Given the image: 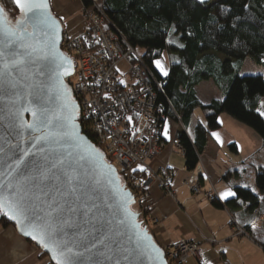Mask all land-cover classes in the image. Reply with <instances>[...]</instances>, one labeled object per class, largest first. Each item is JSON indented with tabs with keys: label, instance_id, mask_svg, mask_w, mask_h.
<instances>
[{
	"label": "water",
	"instance_id": "water-1",
	"mask_svg": "<svg viewBox=\"0 0 264 264\" xmlns=\"http://www.w3.org/2000/svg\"><path fill=\"white\" fill-rule=\"evenodd\" d=\"M32 2L35 16L13 2L20 12L14 24L0 5V24L16 27L21 21L27 29L11 38L0 35V196L11 202L13 192L27 193L55 235L41 239L7 205L0 212L54 264H168L132 210L131 190L82 134L79 107L63 81L73 64L60 49L62 25L49 0ZM13 58L23 63L12 66Z\"/></svg>",
	"mask_w": 264,
	"mask_h": 264
},
{
	"label": "trees",
	"instance_id": "trees-1",
	"mask_svg": "<svg viewBox=\"0 0 264 264\" xmlns=\"http://www.w3.org/2000/svg\"><path fill=\"white\" fill-rule=\"evenodd\" d=\"M78 1L83 10L94 3ZM100 3L105 6L108 30L122 36L138 52L144 67L161 84L156 90V102L162 106L167 122L181 127L175 139L188 171L196 167L211 133L220 129L222 114L248 127L264 141V118L257 112L259 105L264 104V77L238 75V67L246 59L264 67V0H103ZM0 5L6 15L12 11L16 17L20 15L11 0H0ZM157 62L162 68L166 66L167 75L161 72ZM207 81H212L222 98L203 104L196 88ZM196 110L201 112L203 122L192 123ZM190 128L188 136L186 131ZM82 134L103 153L106 142L103 132L90 131L83 123ZM228 150L236 152L235 145H229ZM254 171L257 193L248 187L235 186L233 199L223 205L217 201L213 204L230 210L245 206L247 213H258L264 218V201L258 199L264 195V169L256 167ZM123 173H118L121 182ZM231 176L228 172L222 179L227 181ZM126 185V189L132 187L131 182ZM130 190L136 202L141 198L135 211L141 218L145 214L142 194ZM257 223H261L257 229L264 235V219ZM255 225L240 230L250 236ZM0 227H12L16 231L1 212ZM260 247L264 251V240ZM39 257L46 259L47 264H54L41 251Z\"/></svg>",
	"mask_w": 264,
	"mask_h": 264
},
{
	"label": "crops",
	"instance_id": "crops-1",
	"mask_svg": "<svg viewBox=\"0 0 264 264\" xmlns=\"http://www.w3.org/2000/svg\"><path fill=\"white\" fill-rule=\"evenodd\" d=\"M49 2L63 30L73 36L86 28L78 0ZM257 112L264 118L263 103ZM219 124L220 129L208 137L196 167L188 171L181 153L175 147V134L181 127L173 122L165 123V147L150 166L154 170L161 167L171 170L174 197L168 198L153 183L147 187L146 204L150 206L151 216L158 220L156 224L149 221L147 230L162 250L180 241L197 244L199 256L205 264H264V251L260 247L264 235L262 230L257 229L261 225L257 222L263 221V216L260 218L258 213H247L245 206L231 210L220 208L203 197L204 192L213 189L217 202L223 205L234 195L222 198V194L234 193L235 186L248 187L257 193L254 168L264 169V141L251 129L225 114L220 115ZM231 144L235 145L236 152L228 150ZM228 172L232 176L224 181L222 178ZM190 180L199 183V194H192L183 184ZM258 199L263 202L264 195ZM251 224L255 226L250 229V236L237 235L238 229ZM39 256L40 250L34 244L27 243L12 227H0V264H47V260H40ZM185 264L196 262L189 258Z\"/></svg>",
	"mask_w": 264,
	"mask_h": 264
},
{
	"label": "built area",
	"instance_id": "built-area-1",
	"mask_svg": "<svg viewBox=\"0 0 264 264\" xmlns=\"http://www.w3.org/2000/svg\"><path fill=\"white\" fill-rule=\"evenodd\" d=\"M103 3H93L91 8L81 9V18L86 26L80 34L62 32L61 51L73 64V73L63 79L69 88L79 112L77 122L81 129L103 132L106 135L103 154L119 173L136 167L128 176L132 187L142 194L140 221L147 227L158 223L151 216L146 204L147 187L152 183L168 198L174 197L173 174L165 167L153 169L147 164L157 158L165 147L164 125L167 117L162 106L156 102V90L161 84L144 67L138 52L119 34L110 32ZM124 63L127 74L133 80L123 83L118 67ZM124 75V74H123ZM175 147H181L176 142ZM137 175H133L134 173ZM142 180L141 183H137ZM194 195L200 193L197 181L183 183ZM206 201H217L216 192H204ZM244 232L238 229L237 235ZM167 261L185 264L191 258L196 264H205L199 256L198 245L180 241L164 249Z\"/></svg>",
	"mask_w": 264,
	"mask_h": 264
},
{
	"label": "snow or ice",
	"instance_id": "snow-or-ice-1",
	"mask_svg": "<svg viewBox=\"0 0 264 264\" xmlns=\"http://www.w3.org/2000/svg\"><path fill=\"white\" fill-rule=\"evenodd\" d=\"M13 2L18 7L22 8L25 11V13H32L33 16L36 15V13L33 10L32 0H13ZM201 2H203V0H201ZM29 19H31V17H29ZM21 23H22L21 21H17L16 27H4L2 24H0V35H6L9 38L15 37L17 36V29L26 33L27 32L26 28H20ZM8 42L12 43L13 41L9 39ZM0 56H2V54H0ZM13 56L15 57V53H13ZM20 63H23L22 59L13 58L10 61V64L12 66H15ZM157 66L161 68V72L164 75L168 74L160 66L159 62H157ZM262 115H264V113H262ZM60 126L62 127L63 125H60ZM37 139L45 141V142H55L54 140H50L49 136H41V137H38ZM21 164H22V160H18L16 162L17 168H19ZM233 195H235V193H231V192L224 193L222 194V198H227L228 196H233ZM11 196H12L11 202L9 201L7 197L0 196V209H2L5 205H7L11 211L16 213L17 216L20 217L19 223L22 224L25 228H31L33 231H39L41 233V239L44 238L45 233L48 235L49 238L54 237L55 235L54 226L48 221L44 220L39 215H37L36 209L28 202L27 193H25L24 195H20L18 192H13ZM4 214L8 215L7 212H5ZM10 218L15 219L16 216H13ZM27 234L28 233L25 232V235ZM33 238L35 239L36 237H33ZM68 251H71V249H68Z\"/></svg>",
	"mask_w": 264,
	"mask_h": 264
},
{
	"label": "rangeland",
	"instance_id": "rangeland-1",
	"mask_svg": "<svg viewBox=\"0 0 264 264\" xmlns=\"http://www.w3.org/2000/svg\"><path fill=\"white\" fill-rule=\"evenodd\" d=\"M94 3H100L103 0H92ZM201 1V0H200ZM205 1V0H203ZM80 15H81V10H80ZM8 18H11L13 20H15L14 17L15 16V12H9V15L7 14ZM61 23V21H60ZM63 24V23H62ZM166 66H164V71L166 70L165 68ZM119 72L121 73L119 78L123 83H131L133 80L131 79V77L127 74L128 72V67L124 64L121 63L118 67ZM124 74V75H123ZM238 75L240 76H246V75H262L264 77V67H260L258 65H256L252 60L250 59H246L244 60L241 65H239L238 67ZM196 93L197 96L205 103H207L208 100H210L211 98H216V99H221V92L215 87V85L212 83V81H207V82H203L201 83L197 88H196ZM197 119L199 121L203 122V117L202 114L199 110H196L194 112V116H193V121L192 123L196 122ZM187 135H190V130L186 131ZM103 147H105V145H103ZM106 162H109L107 158H105ZM153 161V160H152ZM151 160H149L147 162L148 165H150L152 163ZM136 167H131L129 170H122L124 171V173L122 174L123 176V181L124 183L127 185L130 184V182L132 180H129V174L135 170ZM128 181V182H125ZM132 183V182H131ZM131 186V185H130ZM140 197H138L137 202L135 201V205L132 207V210L135 212L137 211V207L139 206V201H140Z\"/></svg>",
	"mask_w": 264,
	"mask_h": 264
},
{
	"label": "flooded vegetation",
	"instance_id": "flooded-vegetation-1",
	"mask_svg": "<svg viewBox=\"0 0 264 264\" xmlns=\"http://www.w3.org/2000/svg\"><path fill=\"white\" fill-rule=\"evenodd\" d=\"M20 16H17L15 18V20L11 19V18H8V22L11 23V24H14V22L19 18ZM121 183H123V186H125L126 184L122 181ZM127 186V185H126Z\"/></svg>",
	"mask_w": 264,
	"mask_h": 264
},
{
	"label": "bare ground",
	"instance_id": "bare-ground-1",
	"mask_svg": "<svg viewBox=\"0 0 264 264\" xmlns=\"http://www.w3.org/2000/svg\"><path fill=\"white\" fill-rule=\"evenodd\" d=\"M8 18V17H7Z\"/></svg>",
	"mask_w": 264,
	"mask_h": 264
}]
</instances>
